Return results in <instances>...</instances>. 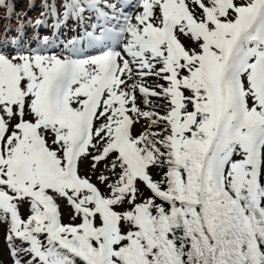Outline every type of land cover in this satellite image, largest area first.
I'll return each instance as SVG.
<instances>
[{
  "label": "snow or ice",
  "instance_id": "1",
  "mask_svg": "<svg viewBox=\"0 0 264 264\" xmlns=\"http://www.w3.org/2000/svg\"><path fill=\"white\" fill-rule=\"evenodd\" d=\"M41 17L0 39L10 264H264V0H43Z\"/></svg>",
  "mask_w": 264,
  "mask_h": 264
},
{
  "label": "rangeland",
  "instance_id": "2",
  "mask_svg": "<svg viewBox=\"0 0 264 264\" xmlns=\"http://www.w3.org/2000/svg\"><path fill=\"white\" fill-rule=\"evenodd\" d=\"M37 7H32L29 9L30 0H12L15 5V11L11 14L9 18V14L6 10L0 9V39H3L5 35V30L10 28L11 32L8 33L9 36H15L16 30L19 24L25 19H31L33 23L36 19L42 18V1L37 0ZM27 14V16H25ZM16 16V17H15ZM15 18V19H14ZM52 24L51 18L48 19V24L39 30L40 37L43 38L44 35H48L50 38L52 37V32H50ZM74 24H68L67 27H62L60 29V39L70 38L74 33L72 32V28H74ZM25 32L27 38L29 40L36 34V30L34 28H25ZM0 251L3 252V260L10 264L8 261L7 251L4 249L2 237H0Z\"/></svg>",
  "mask_w": 264,
  "mask_h": 264
},
{
  "label": "trees",
  "instance_id": "3",
  "mask_svg": "<svg viewBox=\"0 0 264 264\" xmlns=\"http://www.w3.org/2000/svg\"><path fill=\"white\" fill-rule=\"evenodd\" d=\"M37 3H38V1H37V0H35V5H37Z\"/></svg>",
  "mask_w": 264,
  "mask_h": 264
}]
</instances>
